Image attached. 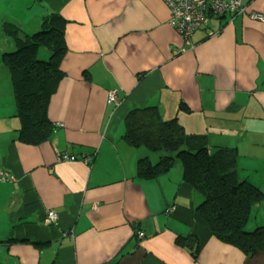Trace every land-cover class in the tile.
Listing matches in <instances>:
<instances>
[{"label": "crops", "instance_id": "obj_1", "mask_svg": "<svg viewBox=\"0 0 264 264\" xmlns=\"http://www.w3.org/2000/svg\"><path fill=\"white\" fill-rule=\"evenodd\" d=\"M242 2L239 15H211L190 49L164 0H0V171L9 175L0 183V264H264V252L250 257L213 236L178 162L139 178L138 162L158 157L123 138L131 111L156 107L210 148L234 151L239 180L264 193V23L249 17L264 16V0ZM51 12L68 22L64 78L48 107L55 130L29 145L13 118L2 57L16 43L5 24L31 35ZM113 90L118 106L108 103ZM67 153L77 159L60 158ZM258 227L264 200L245 229ZM178 237L195 239L197 258Z\"/></svg>", "mask_w": 264, "mask_h": 264}, {"label": "trees", "instance_id": "obj_2", "mask_svg": "<svg viewBox=\"0 0 264 264\" xmlns=\"http://www.w3.org/2000/svg\"><path fill=\"white\" fill-rule=\"evenodd\" d=\"M67 24L54 12L43 17L40 29L31 35L5 24L6 31L15 38L16 47L5 52L2 61L13 84L16 117L20 123L18 139L23 143L39 145L55 130L48 118V107L64 78L61 63L67 52ZM206 25L207 22L200 28ZM192 40L193 36L190 42L194 45ZM124 124L123 138L130 146L166 154L156 164L148 158L141 159L139 178L156 179L178 162L184 182L202 196L197 212L213 236L250 257L264 252V227L245 229L254 208L264 200V193L251 183L239 180L234 151L210 148L206 136L187 134L177 119L162 120L153 106L131 111ZM176 244L194 250L192 255L197 258L195 239L178 237Z\"/></svg>", "mask_w": 264, "mask_h": 264}, {"label": "built area", "instance_id": "obj_3", "mask_svg": "<svg viewBox=\"0 0 264 264\" xmlns=\"http://www.w3.org/2000/svg\"><path fill=\"white\" fill-rule=\"evenodd\" d=\"M171 12L170 25L184 39L185 44L194 48L190 42L194 32L201 26L205 25L207 19L211 15L224 16L235 15L245 11L242 0H164ZM249 17L253 20H258L264 23V16L259 14H250ZM118 91L110 92L109 104H117L119 102ZM64 161H75V155L67 153L60 157ZM91 157H85L83 163H88ZM9 181V175L6 171H0V183ZM58 214L54 211H47L46 222L53 224L57 221ZM145 234L138 233V237L142 238Z\"/></svg>", "mask_w": 264, "mask_h": 264}, {"label": "rangeland", "instance_id": "obj_4", "mask_svg": "<svg viewBox=\"0 0 264 264\" xmlns=\"http://www.w3.org/2000/svg\"><path fill=\"white\" fill-rule=\"evenodd\" d=\"M43 52H45V53H48L46 50H42ZM42 59V58H41ZM47 59V57L45 58V60ZM109 96H110V93L108 94V103H109ZM15 98V97H14ZM15 103H16V99H15ZM115 104V103H114ZM120 104V101L117 103V104H115L116 106H118ZM10 107H11V105H10ZM16 111H17V106H16ZM16 111L13 113V118H15L17 121H18V118L16 117ZM154 153V152H153ZM155 155H156V157H158V160L157 161H155L154 163L156 164V162L158 163L159 162V160H160V157H162V156H164V155H166L165 153H154Z\"/></svg>", "mask_w": 264, "mask_h": 264}]
</instances>
